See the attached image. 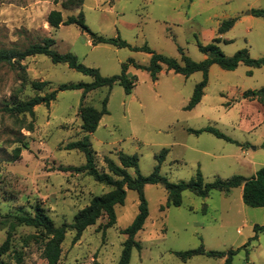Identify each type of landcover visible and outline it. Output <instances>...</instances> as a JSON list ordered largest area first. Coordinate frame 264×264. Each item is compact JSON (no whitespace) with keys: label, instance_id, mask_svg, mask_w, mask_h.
<instances>
[{"label":"rangeland","instance_id":"obj_1","mask_svg":"<svg viewBox=\"0 0 264 264\" xmlns=\"http://www.w3.org/2000/svg\"><path fill=\"white\" fill-rule=\"evenodd\" d=\"M55 0H0V51L24 50L30 45L53 38V50L72 53L79 62L98 69L104 77L122 74L130 60L149 66L151 54L110 44H92L89 34L78 25L47 28L48 15L61 11L66 20L82 11L86 26L99 36L119 39L133 48L152 51L182 62L184 54L195 62L208 57L199 49L215 43L228 57L248 49L251 58L264 59V19L252 14L264 10V0H85L81 9L65 10ZM237 18L235 26L220 35L221 24ZM25 67L24 69L22 68ZM135 77L132 94L119 84L89 93L59 91L51 107L35 108V117L12 115L7 111L19 102L45 96L63 84H90L93 78L72 70L66 64H54L44 55L31 57L12 67L0 64V246L7 238L9 221L5 215L35 214L39 204L56 226L71 224L75 216L96 196L111 188L96 182L85 173L60 171L86 164L83 153L66 150L83 139L81 104L103 108L108 98V114L96 132L89 134L100 172H109L105 158L120 164L124 152L139 159V171L150 176L158 164L157 156L169 150L160 174L172 183L190 182L201 173L205 183L228 180L234 176L253 178L264 168V106L247 99V91L264 88V67L244 64L234 71L213 65L200 104L192 111L185 107L201 72L186 78L164 66L157 81L143 70L130 66ZM35 82H47L41 91ZM33 125V132L28 128ZM208 127L220 130L234 143L211 133H190ZM21 147L18 161L14 151ZM137 177L134 169H129ZM149 217L136 240L130 264H224L225 259L205 255L187 261L176 255L204 247L207 251L238 250L233 264H264V232L256 241L254 227L264 226V208L247 206L243 190L212 191L200 197L190 191L182 195L180 207L168 206V193L162 185H146ZM138 193L128 190L126 202L116 208L117 223L107 228L103 216L89 227L77 244L69 231L59 264H119L127 229L139 214ZM164 207V209H162ZM40 233L21 226L16 229L11 251L3 257L6 264H48L43 257ZM22 261L18 262L16 254Z\"/></svg>","mask_w":264,"mask_h":264},{"label":"trees","instance_id":"obj_2","mask_svg":"<svg viewBox=\"0 0 264 264\" xmlns=\"http://www.w3.org/2000/svg\"><path fill=\"white\" fill-rule=\"evenodd\" d=\"M193 1V0H191ZM61 5L65 10L81 9L85 0H65L61 1ZM56 4L60 3V0H55ZM252 14L256 17L264 19V10H253ZM48 24L52 29H59L62 25H78L84 32L89 34L92 40V44L97 46L99 44H110L119 48H130L135 51H144L151 54V61L149 66L142 67L137 65L134 60H130L123 64L122 74L113 77H104L98 69L88 68L82 65L78 57L72 53L61 54L52 49L55 44L53 38H45L41 43L30 45L24 50H9L0 51V64L5 63L12 67L17 64H21L28 58L38 55H44L51 59L54 64H66L70 69L80 72L86 76L92 77L94 80L90 84H63L58 90L51 92L45 96H35L28 101L19 102L13 107H8L7 111L12 115H30L35 117V108L40 105H45L48 108L51 107L52 102L56 101L59 91L79 90L83 91V101L85 97L93 91L107 87L112 89L114 85L119 84L124 87L127 95L132 94L135 87V77L128 76V70L131 65L138 69L147 71L153 81L158 80L159 74L162 72L164 66L168 71H172L175 74L182 75L189 78L191 75L201 72L203 74V80L196 86L194 94L189 104L185 107L186 111H192L203 99L204 90L208 85L209 71L213 65H218L226 71L236 70L240 64H244L251 68L264 67V59L251 58L248 49H243L237 52L234 56H226L219 46L215 43H220L221 39H215L212 44L204 46L199 44L200 51L208 56L202 62H195L184 54L182 48L180 52L183 54L182 62L177 59L164 56L152 51L148 47L133 48L130 44L119 39H107L93 33L85 24V16L81 11L78 17H69L64 20L61 11L53 10L48 15ZM237 19H230L221 24L218 33L224 34L230 31L236 24ZM24 69L25 67L22 66ZM47 82H35L33 87L37 91H41L47 86ZM244 96L249 100H256L262 106H264V88L255 91H247ZM108 98L103 102V108L97 110L91 106H85L81 104L79 109V116L82 120V131L85 134L83 139L69 143L66 150H77L85 155L86 164L76 168H64L61 167L60 171L74 172L77 174L85 173L91 176L96 182L103 184L109 188L106 194L94 197L90 204L79 211L75 216L74 221L71 224H63L56 226L51 217L47 214L46 209L37 205L35 214L30 215L28 213H10L4 216L9 221L7 229V238L5 242L0 246V264H6L3 257L6 256L12 249V240L17 228L21 226H27L35 228L40 233L41 248L43 251V257L47 260L48 264H59L62 253L63 244L66 240V235L69 231L75 232L73 244H77L83 233L91 226L96 225L98 220L103 216H107L108 223L107 228H111L117 223L116 208L125 204L128 190H132L138 193L139 196V214L134 222L123 231V234L127 236V240L124 243V249L122 252L121 260L119 264H130L132 251L134 249L141 250L142 246L140 242L136 240V237L140 231L144 229L146 221L149 217V205L145 197L146 185H162L168 193V206L180 207L182 205V195L186 191H190L200 197H208L209 194L216 190L221 192H231L237 188H243V201L249 207L264 208V168L260 169L256 176L253 178H245L243 176H234L228 180L218 179L213 183H205L201 173H198L197 177L190 182L172 183L168 178L160 174L161 166L165 161L169 150L165 149L159 156L156 157L158 164L155 171L150 176H143L139 171V159L135 155H129L124 152L118 154L120 164H117L113 159L106 157L105 163L109 172H100L96 165V155L90 142L89 134H93L97 131L102 118L107 115ZM33 125L28 128L29 132H33ZM204 132L211 133L219 139L234 143L230 137L222 133L220 130L208 127L200 131L190 130V133L202 134ZM264 147V145H263ZM22 149L18 147L14 151V160L18 161L21 157ZM129 169H134L137 172V177H133L129 173ZM164 209V207L162 208ZM255 236L250 240L256 241L258 235L264 232V226L256 225L254 227ZM240 252L238 250H230L228 252L219 251H207L202 246L199 249L191 250L188 252L176 253L182 260L187 261L196 256L205 255L212 258L225 259L224 264H233L234 257ZM18 262L22 261L20 253L16 254Z\"/></svg>","mask_w":264,"mask_h":264},{"label":"crops","instance_id":"obj_3","mask_svg":"<svg viewBox=\"0 0 264 264\" xmlns=\"http://www.w3.org/2000/svg\"><path fill=\"white\" fill-rule=\"evenodd\" d=\"M237 19V18H236ZM237 23V22H236ZM48 22H47V28H48ZM49 29V28H48ZM225 34V33H224ZM221 35H223V34H221ZM221 39V42H225V43H227V42H229V41H227V40H223L222 38H220ZM208 57V56H207ZM211 69V68H210ZM209 73H210V71H209ZM204 97V96H203ZM242 190H243V188H242Z\"/></svg>","mask_w":264,"mask_h":264}]
</instances>
